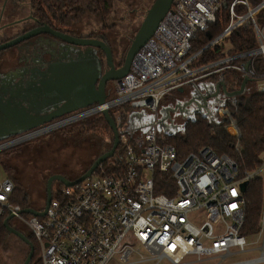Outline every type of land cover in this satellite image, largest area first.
Listing matches in <instances>:
<instances>
[{"label":"built area","instance_id":"2783aa9c","mask_svg":"<svg viewBox=\"0 0 264 264\" xmlns=\"http://www.w3.org/2000/svg\"><path fill=\"white\" fill-rule=\"evenodd\" d=\"M220 4V0H172L153 34L134 54L128 72L112 80L111 96L75 115L84 118L121 105L152 114V122L139 136L131 138L119 130L118 145L125 157L119 172L107 173L100 167L80 182L64 185L58 196L51 195L42 216H25L11 202L13 181L0 180V229L8 216L21 220L39 246L42 264H105L115 252L126 264L140 251L148 257L138 261L152 264L162 259L196 264L216 257L220 261L215 264L264 261L263 240L259 258L222 263L232 253L248 250L247 237L241 233L245 201L240 185L261 176L264 192V150L256 169L240 172L234 158L209 146L180 156L174 144L161 140L157 127L159 104L167 93L213 73L234 71L248 78L255 92L264 93V23L257 22L264 13V0H231L223 28L201 48L191 49L195 33L215 22ZM248 27L255 45L234 51L230 37ZM216 47L219 57L196 64L203 52ZM217 113L227 119L223 128L240 153L236 119L225 106ZM62 125L49 123L7 137L0 141V150ZM262 214L258 232L264 239V195ZM131 240L137 246L130 245ZM188 256L192 259L186 260Z\"/></svg>","mask_w":264,"mask_h":264},{"label":"trees","instance_id":"16d2710c","mask_svg":"<svg viewBox=\"0 0 264 264\" xmlns=\"http://www.w3.org/2000/svg\"><path fill=\"white\" fill-rule=\"evenodd\" d=\"M220 1L221 4L216 12L215 22L209 24L205 30L195 33L192 39V51L201 48L226 24L228 7L231 0ZM28 3L30 12L40 22H44L53 28L75 27L78 23H81L83 17L88 15L97 18V21L102 23L106 28L108 27L106 25V18L113 9L114 0H28ZM257 22L259 24L264 23V13L258 16ZM230 42L234 51L252 48L255 45V37L252 28L248 27L237 30L230 37ZM217 57H219V47L203 52L196 64H207ZM244 79L245 77L234 71L223 70L190 81L171 90L165 95L166 99L163 100V97L160 101L158 110L159 115L165 112L167 100H169L173 94L182 98L192 97V99H199V97H201L202 104H200L198 111L192 113V115L190 114L191 117L186 119L184 124L180 127L176 126L172 133L158 129L161 140L174 144L180 156L189 151H196L202 146H209L218 154L224 153L234 158L240 172L256 169L260 164V155L264 150V93L255 92L253 86L248 83V80L245 83L244 90L237 93ZM222 83L224 88L221 85ZM209 93H211L209 98L213 101L212 104L204 99ZM110 96L111 95L108 97ZM205 104L207 107H205ZM221 106L227 107L231 115L236 119L240 130L239 140L242 146L240 153L234 151L232 147L234 138L223 128V124L227 122V119L220 117L217 113V109ZM109 113L118 124L120 132H129L131 138L139 136L148 127L152 116L146 109H133L128 105L111 108L109 109ZM79 127L84 129V133L90 130H102L105 133L109 131L111 141L107 146L106 143L99 144L103 150L99 151L96 156L93 157L89 165L85 167L81 166L76 172H73L72 175L62 174L69 179H75L84 173L99 155L108 151L112 146L113 130L102 113H96L81 118L80 120L55 128L43 135L0 150V155H7L23 144H26V142L37 141V139L42 136L52 135L56 132H70ZM132 130L136 132L130 133ZM124 158V152L118 145L113 155L105 159L95 169V172H97L100 167H106L107 173L119 172L123 167ZM9 178L14 184L11 193L12 203L18 204L22 209L31 207L36 210H41L43 208L46 197L44 198V203L39 208L28 204L26 192L23 191L11 175ZM54 181L56 183V188L55 191L52 192V195L58 196L64 184L58 180ZM155 191L161 192L164 190L163 188H155ZM243 198L245 201V215L241 233L247 236L255 234L259 230L263 199V179L261 176H255L249 180L243 190ZM29 214L30 213H28V215ZM0 232L9 233L3 225ZM26 234L25 235L32 242L34 247L33 256L28 264H42L39 257V246L34 236L31 232Z\"/></svg>","mask_w":264,"mask_h":264},{"label":"rangeland","instance_id":"374dc122","mask_svg":"<svg viewBox=\"0 0 264 264\" xmlns=\"http://www.w3.org/2000/svg\"><path fill=\"white\" fill-rule=\"evenodd\" d=\"M152 2L153 0H114L113 9L106 18V25L108 27L105 28L92 15L83 17V20L77 26L82 29L85 36L103 34L113 46L114 55H122L123 57L146 10ZM28 11H30L28 0H7L6 2L0 0V39L3 38L1 37L3 34L1 24L12 20L11 16L16 12L23 14ZM26 42L27 40H24L19 44L2 50L0 56L6 57L10 51L12 54L14 50L21 49L22 45ZM224 44L225 47H229L228 42ZM5 65L7 67L6 62ZM5 65L1 64L0 69H6ZM164 99H166V96H164ZM109 135V131L105 133L102 130H90L84 133V129L79 127L70 132H56L52 135L42 136L34 142L28 141L16 150L7 155L5 154V157L0 155V180L8 178L11 175L23 191L26 192L27 203L39 208L44 203V198L46 197L45 189L48 177L54 173L72 175L81 166L85 167L89 165L93 157L103 150L99 144L106 143L107 146L110 143L111 139ZM55 188L56 183L52 181L51 191H55ZM24 215L27 216V213H24ZM262 217L263 214L260 218L259 227H261ZM8 223L10 226L15 225L19 227L25 234L30 232V229L17 218H11ZM246 237L248 250L245 252H234L236 250L232 249L231 251L234 253L227 256L222 263L257 259L261 256L260 247L264 240L262 234H259L257 231L255 234H250ZM130 245L137 246L134 240H131ZM27 251L28 247L22 241L10 233L0 232L1 264H21L27 255ZM142 257H148V254L140 251V254L131 256L130 262L126 264H152L153 261H138ZM189 259H192V257H186V260ZM219 261L220 258L216 257L196 264H215ZM105 264L125 263L120 260L119 252H115ZM157 264L171 263L166 259H162ZM251 264H264V261H256Z\"/></svg>","mask_w":264,"mask_h":264},{"label":"flooded vegetation","instance_id":"af4514ba","mask_svg":"<svg viewBox=\"0 0 264 264\" xmlns=\"http://www.w3.org/2000/svg\"><path fill=\"white\" fill-rule=\"evenodd\" d=\"M11 17H13L12 20L7 21L4 24H1L2 30H4L5 28L11 29L14 26L15 27L18 26L19 28L17 29L16 32H13L10 36L3 37L2 39H0V42L9 40L17 35H20L24 32H27L36 27H39L42 24H46L44 22H40L30 11L25 12L23 14L16 12ZM53 29L58 30L62 33L68 34L75 38H81V39L96 38V39L104 41L108 46H110V49L112 52V61L114 62L116 67L120 66L124 60L125 55H123V57L122 55L121 56L114 55L113 46L111 45V43H109V40L105 36H103V34H90V35L85 36L83 34L82 29H80L78 26L70 27V28H58L57 27ZM43 38H46L45 40L47 42L45 43L47 44H45V46H41V48H43V52H42L43 54H42L41 60H43L42 62H48V64H47V67H45L46 70L44 68H41V73L47 72L49 73L48 74L49 77L46 81L45 79L41 80V78H39V82L42 84L41 87H44V84L47 81H50V83L52 84V87L50 90V94L52 96L50 100H53L55 98H58V100L53 101L54 103L50 106L47 101L48 96H44L45 91H41V93L38 96L39 97L38 101H35L36 103L34 102L31 103L33 112H30V115H29L30 119L36 116H39L40 114L54 110L62 103L68 101V99L72 97L71 96L72 94L78 93V90L80 91L82 88H84L85 78H88V73L89 74L91 72L97 73L98 77H97L96 83H98L101 75L108 69L106 65L105 54L100 48L71 44L48 33H41L33 37H30L26 39L27 42L22 45L21 49L14 50L12 54H11V51L8 52V55H6V57L0 56V65L2 64L1 62H15V66H16V62H24L25 60L22 56V50H24L25 48L27 49V46L29 45L34 46L39 43L42 44L44 40ZM1 52L2 51H0V53ZM88 65L89 67H87ZM15 66L13 67L14 69H15ZM18 74H19V71L17 72V70H15V72L12 74V77L17 76ZM4 79L5 77L0 78V99L6 102H10L12 105L13 104L15 105L16 104L15 97H14L13 102H11L9 100V96L3 92L5 91V88L4 89L1 88V86L3 85ZM104 87H105V92H106V97H107L109 94H111V91H112V80H107L104 83ZM14 94H16V92ZM210 96H211V93L207 94L206 98L204 99L207 100L210 104H212L213 101L209 98ZM201 100H202L201 97H199V99L198 98L192 99V97L182 98V97H177L176 94H173V96L169 100H167V104H166L167 106H166L165 112L162 115H159L160 116L159 118H161L165 114L166 120L168 121L166 125L164 124L165 130H167L169 133H172L175 130L176 126L180 127L181 125H183L184 121L191 117L192 113H195L196 111H198V108H200V104H202ZM205 107H207L206 104H205ZM82 111H84V107L77 108L69 113L62 114L41 125H46V124L54 123V122H61L63 125H65V124L80 120L81 118L75 117V115H78ZM168 124L171 127L170 129H169ZM132 132L134 133L136 131L133 130ZM13 135H16V134H13ZM12 227L17 229L28 239V237L25 235V233L22 230H20L19 227L15 225ZM10 234L16 237L18 240L22 241L24 244H26L29 250V246L26 242H24L17 235L13 233H10ZM1 257L2 256L0 254V264L2 261Z\"/></svg>","mask_w":264,"mask_h":264},{"label":"water","instance_id":"95a60500","mask_svg":"<svg viewBox=\"0 0 264 264\" xmlns=\"http://www.w3.org/2000/svg\"><path fill=\"white\" fill-rule=\"evenodd\" d=\"M6 1L7 0H4V2ZM171 2L172 0H153L150 7L146 10V13L137 31L135 32L133 38L130 41V44L125 53V57L122 64L118 67H116L114 62L112 61V52L110 46H108L104 41L96 38H84V39L75 38L68 34L53 29L48 24H42L39 27H36L32 30L17 35L9 40L1 42L0 51L9 48L13 45H16L35 35L41 33H48L71 44L100 48L105 54L106 65L108 69L101 75L98 83H96L98 74L92 72L90 74L88 73V78H85L84 88H82L80 91L78 90V93L72 94L71 95L72 97L69 98L68 101L62 103L54 110L40 114L39 116H36L32 119L29 118V114L24 109L17 108L15 105H12L10 102H3V100L0 99V140L7 138L13 134L26 132L32 128H35L43 123H46L54 119L55 117H58L65 113H69L77 108L86 107L89 105H93L95 103L97 104L103 103L106 98L104 83L107 80L118 79L124 76L128 72L134 54L153 34V31L156 28L158 22L162 19L164 14L170 8ZM87 67H89V65ZM245 67H247V64H245ZM247 80L248 78L244 79L240 87V90L237 93L242 92L244 90V86ZM221 85L224 88L223 83ZM49 98H51V96ZM56 100H58V98H55L52 101H56ZM101 113L103 114V116L105 117V119L107 120V122L109 123L110 127L113 130V143L111 148L108 151L99 155L89 166V168L75 179H69L59 173L51 174L46 181V199L43 210H36L34 208L28 207L21 209L22 213H30L37 216L44 215L52 195V191H51L52 181L58 180L66 186L74 185L75 183H78L84 178L91 175L105 159L113 155L119 142L118 124L112 118L108 110L104 109L102 110ZM152 119L153 116H151L150 118V123L152 122ZM164 124L165 125L167 124L165 114L157 120V127L159 130L168 132L167 130H165ZM170 128L171 127L169 126V129ZM132 131H130V133ZM246 184H247L246 182L241 183L240 188L242 191L245 189ZM11 218L12 216L6 217L5 220L3 221V226L6 228V230L9 233H13L17 235L19 238H21L24 242L28 244L29 246L28 253L24 261L21 263V264H28L33 256V250H34L33 244L21 232H19L17 229L9 225L8 221Z\"/></svg>","mask_w":264,"mask_h":264},{"label":"crops","instance_id":"0c3cea01","mask_svg":"<svg viewBox=\"0 0 264 264\" xmlns=\"http://www.w3.org/2000/svg\"><path fill=\"white\" fill-rule=\"evenodd\" d=\"M13 18V17H12ZM19 27L14 26L13 28H5L3 30V33L1 37H7L10 36L13 31H17ZM44 37V36H43ZM42 44L39 43L34 46H27V49L25 48L22 50V56L24 58V62H6L7 67L5 65V62H1L5 65L6 69H0V78L5 77L3 81V85L1 88H5V91H3L5 94L9 96V100L13 102L15 97V106L17 108L24 109L29 115L30 112H33V108L31 107V103L35 101H38V96L41 93V91H45L44 96L47 97L48 104L51 106L54 102L50 100V90L52 87V84L50 81H47V84H44V87H41L42 84L39 82V78L45 79V81L48 79L47 72L41 73V68L47 67L48 62H42V52L43 48L41 46H45V42H47L43 38ZM40 41V40H39ZM37 46V47H36ZM1 66V65H0ZM15 66V69L13 68ZM17 70L19 71V74L17 76L12 77V74ZM46 70V69H45ZM14 71V72H13ZM16 92V94H14ZM3 102H6L3 100ZM14 105V104H13ZM36 109V107H35Z\"/></svg>","mask_w":264,"mask_h":264},{"label":"bare ground","instance_id":"6f19581e","mask_svg":"<svg viewBox=\"0 0 264 264\" xmlns=\"http://www.w3.org/2000/svg\"><path fill=\"white\" fill-rule=\"evenodd\" d=\"M229 129H231V128H229Z\"/></svg>","mask_w":264,"mask_h":264}]
</instances>
